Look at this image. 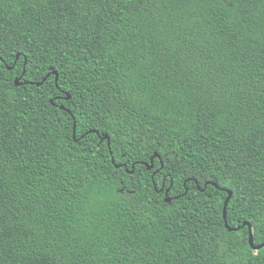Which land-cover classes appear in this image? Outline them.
<instances>
[{
	"label": "trees",
	"instance_id": "obj_1",
	"mask_svg": "<svg viewBox=\"0 0 264 264\" xmlns=\"http://www.w3.org/2000/svg\"><path fill=\"white\" fill-rule=\"evenodd\" d=\"M244 222L264 0H0V264H264Z\"/></svg>",
	"mask_w": 264,
	"mask_h": 264
},
{
	"label": "water",
	"instance_id": "obj_2",
	"mask_svg": "<svg viewBox=\"0 0 264 264\" xmlns=\"http://www.w3.org/2000/svg\"><path fill=\"white\" fill-rule=\"evenodd\" d=\"M14 66H9L8 68L9 69H11V68H13ZM56 73V81H58V73L57 72H55ZM21 77H17L16 79H15V84L16 85H21ZM38 84H40V83H38ZM70 96H68V98H69ZM62 108L64 109V107L62 106ZM74 136H76V126H75V124H74ZM104 138H107L108 140H109V136H108V134H105V136H104ZM108 144H110V140L108 141ZM154 156H158V157H160V155L159 154H157V153H155V155ZM153 156H152V158H151V162L150 163H148L147 164V167L148 168H153V166H154V163H153ZM113 162H114V159H113ZM162 165H163V163H162ZM119 165H117V167H118ZM131 171H133V170H131ZM211 184H213V185H216L215 183H211ZM207 185V184H206ZM227 192H228V196H227V198L225 199V201H224V207H223V215H224V218H225V224H226V226L231 230V229H236V228H231V227H229V224H228V221H227V207H228V204H229V201H230V199H231V197H232V194H233V192H232V190H230V189H225ZM168 195V189L166 190V198H165V200L167 201V202H171V198L169 197V196H167ZM244 224H247L248 226H249V242H250V245L255 249V250H258V249H261V248H263L264 247V242H262L261 244H255L254 243V240L252 239V237L254 236L253 235V229H252V224L250 223V222H244Z\"/></svg>",
	"mask_w": 264,
	"mask_h": 264
},
{
	"label": "rangeland",
	"instance_id": "obj_3",
	"mask_svg": "<svg viewBox=\"0 0 264 264\" xmlns=\"http://www.w3.org/2000/svg\"><path fill=\"white\" fill-rule=\"evenodd\" d=\"M245 256L244 255H240V258H244Z\"/></svg>",
	"mask_w": 264,
	"mask_h": 264
},
{
	"label": "snow or ice",
	"instance_id": "obj_4",
	"mask_svg": "<svg viewBox=\"0 0 264 264\" xmlns=\"http://www.w3.org/2000/svg\"><path fill=\"white\" fill-rule=\"evenodd\" d=\"M252 239L255 240V237L253 236Z\"/></svg>",
	"mask_w": 264,
	"mask_h": 264
}]
</instances>
